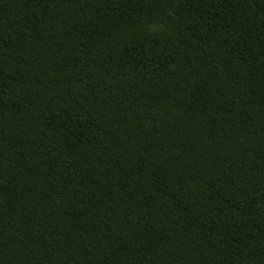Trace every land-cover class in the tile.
<instances>
[{
  "label": "trees",
  "instance_id": "obj_1",
  "mask_svg": "<svg viewBox=\"0 0 264 264\" xmlns=\"http://www.w3.org/2000/svg\"><path fill=\"white\" fill-rule=\"evenodd\" d=\"M0 264H264V0H0Z\"/></svg>",
  "mask_w": 264,
  "mask_h": 264
}]
</instances>
